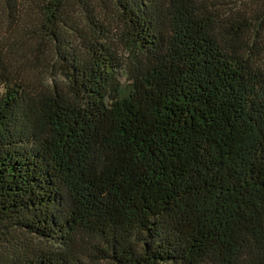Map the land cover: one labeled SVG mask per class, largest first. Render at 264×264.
Listing matches in <instances>:
<instances>
[{
    "label": "trees",
    "instance_id": "obj_1",
    "mask_svg": "<svg viewBox=\"0 0 264 264\" xmlns=\"http://www.w3.org/2000/svg\"><path fill=\"white\" fill-rule=\"evenodd\" d=\"M6 22L31 46L0 39V264H264V0H0Z\"/></svg>",
    "mask_w": 264,
    "mask_h": 264
},
{
    "label": "rangeland",
    "instance_id": "obj_2",
    "mask_svg": "<svg viewBox=\"0 0 264 264\" xmlns=\"http://www.w3.org/2000/svg\"><path fill=\"white\" fill-rule=\"evenodd\" d=\"M108 9L105 13L99 15L98 21L99 24L106 26V29L109 32V40L113 44V47L115 48V52L117 53L118 57L120 58V61L122 63H127L129 61L130 55L128 51L126 50V46L119 45L114 41V39L119 35V28H120V22L118 20L117 14L114 10H111L109 6L107 5ZM98 16V15H97ZM9 27H8V26ZM17 26L14 23H8L6 22V25L0 26V39L6 40L4 43L2 40V44H4L5 49L7 50L12 43L16 48L13 47L15 52L20 55L24 59L25 52L29 49V46H31L30 41H26L27 39L22 38L21 33L17 28ZM77 37L75 34L69 35L68 40L62 45L64 48V52L67 53V48L70 45V43H73V45L76 43ZM23 51V52H22ZM16 57L14 60H12L11 67L18 68V71L21 73L23 80H26L28 82H31L33 79L36 82H39V79L35 76V74L38 72L36 68L29 65L27 61H25L24 66H22L23 59ZM52 77H55L57 82L64 83V79L61 75L54 73L52 74ZM25 81V82H26ZM120 81L124 82V78L120 76ZM33 83V82H32Z\"/></svg>",
    "mask_w": 264,
    "mask_h": 264
}]
</instances>
